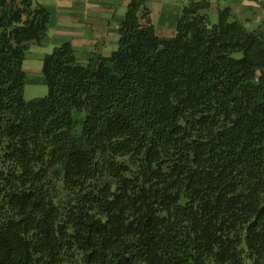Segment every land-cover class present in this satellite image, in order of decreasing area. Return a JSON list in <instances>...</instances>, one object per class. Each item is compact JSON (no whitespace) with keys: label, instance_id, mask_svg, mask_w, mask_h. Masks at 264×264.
Masks as SVG:
<instances>
[{"label":"trees","instance_id":"16d2710c","mask_svg":"<svg viewBox=\"0 0 264 264\" xmlns=\"http://www.w3.org/2000/svg\"><path fill=\"white\" fill-rule=\"evenodd\" d=\"M147 2L110 55L46 54L28 100L49 11L0 0V264H264V26L191 0L161 38Z\"/></svg>","mask_w":264,"mask_h":264},{"label":"crops","instance_id":"0c3cea01","mask_svg":"<svg viewBox=\"0 0 264 264\" xmlns=\"http://www.w3.org/2000/svg\"><path fill=\"white\" fill-rule=\"evenodd\" d=\"M49 11L48 30L40 44L29 42L23 62L26 89L46 92L42 75L44 56L69 42L76 58L84 63L108 56L118 47L119 27L125 19L130 0H35ZM191 0H148L147 6L157 35L176 34L182 10ZM204 12L210 23L219 19V11L229 8L237 19L248 23L253 17L264 19V0H209ZM254 21V20H253ZM255 23V22H254ZM40 88V89H38ZM38 97V96H36ZM35 98V97H32Z\"/></svg>","mask_w":264,"mask_h":264},{"label":"rangeland","instance_id":"374dc122","mask_svg":"<svg viewBox=\"0 0 264 264\" xmlns=\"http://www.w3.org/2000/svg\"><path fill=\"white\" fill-rule=\"evenodd\" d=\"M251 20L252 21H249L248 23H244L243 21H241V22L244 24L245 27H247L249 29H256L257 27L264 26V19H260L258 17H253ZM29 45H30V43H28V47H29ZM38 89H40V88H38ZM46 92H47V87H46ZM46 92L41 93L40 91H38V92H35L33 94L32 92H30L29 90L26 89V92L24 95H25V98L29 100V99H32V97L44 96L46 94ZM74 117H75V122H74V126H73V132L75 135H79L81 132V122H82L84 115H83V113L75 112Z\"/></svg>","mask_w":264,"mask_h":264}]
</instances>
